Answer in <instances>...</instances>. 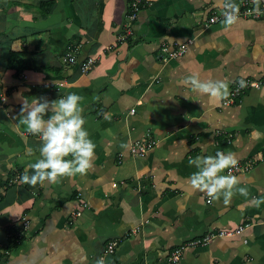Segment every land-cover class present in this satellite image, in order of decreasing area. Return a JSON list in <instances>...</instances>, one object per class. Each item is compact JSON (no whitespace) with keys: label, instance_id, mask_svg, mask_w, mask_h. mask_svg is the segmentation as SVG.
<instances>
[{"label":"crops","instance_id":"0c3cea01","mask_svg":"<svg viewBox=\"0 0 264 264\" xmlns=\"http://www.w3.org/2000/svg\"><path fill=\"white\" fill-rule=\"evenodd\" d=\"M144 1L131 22L128 0H0V264H264V203L251 202L264 198V161L235 175L249 196L229 204L190 186L189 163L264 155V85L223 104L240 80L264 77V18L226 27L208 23L222 0ZM184 42L183 55L159 58ZM189 76L228 82V97L192 90ZM69 93L83 97L93 168L22 183L41 147L18 125L22 98ZM137 141L144 156L131 153Z\"/></svg>","mask_w":264,"mask_h":264},{"label":"clouds","instance_id":"9594fccd","mask_svg":"<svg viewBox=\"0 0 264 264\" xmlns=\"http://www.w3.org/2000/svg\"><path fill=\"white\" fill-rule=\"evenodd\" d=\"M252 2L253 11L257 15L262 14L259 7L261 0ZM221 8L224 26L235 24L239 18V5L234 0H222ZM183 84L217 100L226 99L229 95L226 81L202 82L196 76H189ZM239 86L245 87V81L240 80ZM0 99L6 102V97ZM82 100L83 97L76 93H69L55 101H49L46 97L22 98L18 125L24 126L28 134L39 136L41 140L40 157L29 165L32 174L25 172L20 177L22 183L31 187L44 182L59 183L64 177L83 175L93 168L96 145L84 127L86 120L82 115ZM68 156L72 159H66ZM189 163L197 169L190 176V186L194 190L206 192L213 200L223 197L225 204H229L237 193L249 196L247 188L238 187V177L222 174L238 164L234 153L218 150L214 156H197ZM251 202L258 207L264 203V198L253 197ZM97 264H103V260H98Z\"/></svg>","mask_w":264,"mask_h":264},{"label":"built area","instance_id":"2783aa9c","mask_svg":"<svg viewBox=\"0 0 264 264\" xmlns=\"http://www.w3.org/2000/svg\"><path fill=\"white\" fill-rule=\"evenodd\" d=\"M140 3V0H132V6L134 8V13L129 15V20L132 22L136 18V13L138 12L137 5ZM260 10L261 13L260 15H257L254 11V5L250 4L248 1L244 0L240 2L239 4V18H253V19H258V18H264V4L260 5ZM224 17L222 15V9L219 12L213 13L209 18H208V23L209 24H217L221 21H223ZM188 42L184 43H178L176 47H169L167 44H162L160 46V53H159V58L165 62L171 58H176L178 56L183 55L186 52ZM70 59H72L73 55L71 53L67 54ZM94 60L91 58H88L82 65H81V71L83 73H87L90 68L94 65ZM245 87H240L239 82L231 89L230 91V96L228 99H226L223 104L228 105L232 103L234 98H237L243 91L247 89H252V88H259L264 85V77L260 80L257 79H245ZM147 150V147L144 146L140 141L135 142L132 146L131 153L136 156H144L145 152ZM256 161H264V155L259 157L256 160H248L243 164L238 163L234 168L228 169V173L232 175H237L243 171L248 170L251 168L253 163H256ZM83 204V203H82ZM81 211L77 212V215H80ZM247 228V225H242L239 226L238 229L235 232H220V236H231L235 233H240L244 231ZM212 237V236H211ZM210 238L205 237L203 238L202 243H206ZM118 240H112L109 242L106 246L105 252L106 253H112L114 249L118 245ZM180 258V254L178 251H175L171 254L169 257V261L174 263L177 262Z\"/></svg>","mask_w":264,"mask_h":264},{"label":"trees","instance_id":"16d2710c","mask_svg":"<svg viewBox=\"0 0 264 264\" xmlns=\"http://www.w3.org/2000/svg\"><path fill=\"white\" fill-rule=\"evenodd\" d=\"M128 15H131L134 13V8L132 6V0H128ZM148 3H146L144 0H140V3L137 5V9L141 10L143 8H146Z\"/></svg>","mask_w":264,"mask_h":264}]
</instances>
